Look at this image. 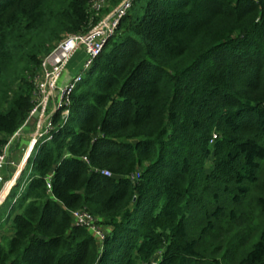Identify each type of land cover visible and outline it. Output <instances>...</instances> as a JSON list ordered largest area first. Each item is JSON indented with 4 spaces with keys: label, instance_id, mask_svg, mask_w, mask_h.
Returning <instances> with one entry per match:
<instances>
[{
    "label": "trees",
    "instance_id": "trees-1",
    "mask_svg": "<svg viewBox=\"0 0 264 264\" xmlns=\"http://www.w3.org/2000/svg\"><path fill=\"white\" fill-rule=\"evenodd\" d=\"M92 4L0 0V154ZM53 121L0 207V264H264V0H132Z\"/></svg>",
    "mask_w": 264,
    "mask_h": 264
},
{
    "label": "built area",
    "instance_id": "built-area-1",
    "mask_svg": "<svg viewBox=\"0 0 264 264\" xmlns=\"http://www.w3.org/2000/svg\"><path fill=\"white\" fill-rule=\"evenodd\" d=\"M131 4L132 0H125L112 15L102 17L88 32L66 36L56 45L52 53L43 59V72L37 79L36 106L32 110L30 118V120L35 121L36 125L33 137L34 144L26 152L25 160L21 161L19 164L8 159L11 141H9L4 147L3 152L0 154V207L3 204L5 197L9 195L12 187L16 184V182H14L8 187L9 189H5L8 182L5 181L1 173L3 168L5 166H15L16 169H18L19 175L26 166L28 159L31 157L36 143L41 139L49 141L53 138L54 130L56 128L53 121L55 114L61 112V119L64 122H67L70 116L72 93L82 81L84 72L92 66L94 60L103 50L108 38L115 33L120 20L131 8ZM105 6L106 0H93L92 11L98 16L102 13ZM80 48H83L87 55L82 72L73 77L64 87L59 88L58 83L64 69ZM52 98L55 99V102L54 107L50 110V101ZM38 110H41L40 115L33 119V114ZM104 174L110 176L111 172L104 171ZM29 176L30 172H28L26 179L21 184V191L25 189ZM48 187L51 188L50 183H48ZM6 191L7 195L4 194ZM72 217L74 224L88 228L100 242L104 241L105 232L102 226L98 223V218L83 209L72 211ZM1 239L2 230L0 227V242Z\"/></svg>",
    "mask_w": 264,
    "mask_h": 264
},
{
    "label": "crops",
    "instance_id": "crops-1",
    "mask_svg": "<svg viewBox=\"0 0 264 264\" xmlns=\"http://www.w3.org/2000/svg\"><path fill=\"white\" fill-rule=\"evenodd\" d=\"M87 55L83 48H80L74 56L71 58V60L68 62L66 68L72 64L75 65L76 68V74L69 75V74H62L58 87H64L73 77L78 75L83 70L84 66V58H86ZM81 58V61L79 59ZM86 60V59H85ZM84 61V63H83ZM55 99H51L50 101V110L54 107ZM36 130V125L34 120H30L24 127H22L12 138L9 146V152H8V159L15 162L16 164H19L21 161L25 160V154L26 152L32 147L33 143V137ZM2 175L5 179L6 184L5 189H9L8 187L17 181L19 175H18V169H16L15 166H5L2 170ZM17 176V177H16ZM5 186V185H4ZM7 195V191L4 193ZM2 198V197H1ZM7 197H5L6 200ZM4 200V202H5ZM7 213L4 216L7 217ZM2 234L5 237L11 238L13 235V230L11 227V220L6 221L3 226H1Z\"/></svg>",
    "mask_w": 264,
    "mask_h": 264
},
{
    "label": "rangeland",
    "instance_id": "rangeland-1",
    "mask_svg": "<svg viewBox=\"0 0 264 264\" xmlns=\"http://www.w3.org/2000/svg\"><path fill=\"white\" fill-rule=\"evenodd\" d=\"M125 0H106V6H105V10L100 14V17H105V16H108V15H112L116 9L119 8V6L124 2ZM87 58V57H86ZM84 58V61H86ZM81 61V58L79 59L78 62ZM83 61V63H84ZM76 66L75 65H72L70 64L67 68L64 69L63 71V74H69V75H72L73 74H76ZM78 69V68H77ZM59 84V83H58ZM7 207H8V203L5 205V209H3V211L1 212V216L0 217H4L5 214L7 213ZM103 228V227H102ZM107 227L105 226L103 228L104 232L106 231Z\"/></svg>",
    "mask_w": 264,
    "mask_h": 264
},
{
    "label": "water",
    "instance_id": "water-1",
    "mask_svg": "<svg viewBox=\"0 0 264 264\" xmlns=\"http://www.w3.org/2000/svg\"><path fill=\"white\" fill-rule=\"evenodd\" d=\"M41 110H38L33 114V119L37 118L40 115Z\"/></svg>",
    "mask_w": 264,
    "mask_h": 264
}]
</instances>
